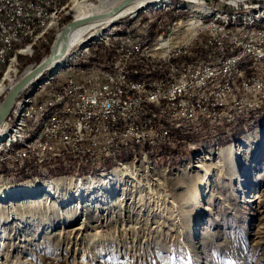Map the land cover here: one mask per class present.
Masks as SVG:
<instances>
[{"label": "rangeland", "instance_id": "rangeland-1", "mask_svg": "<svg viewBox=\"0 0 264 264\" xmlns=\"http://www.w3.org/2000/svg\"><path fill=\"white\" fill-rule=\"evenodd\" d=\"M65 1L69 5L65 11L69 12L61 15V25L65 23L64 16H74L76 12L73 0ZM201 2L204 9L218 11L224 18L203 17L206 14L189 0H171L170 7L149 5L135 16L113 21L110 29L103 30L106 33L102 39H88L79 55H70L80 44L77 45L17 101L31 93L40 95L58 78L83 70V64L88 63L81 62L80 57L106 40L134 34L143 38L146 49H151L160 39V14L171 13L176 21L200 16L201 22L209 25L242 28L237 39H247L264 27V2L236 10ZM184 11L188 14L184 15ZM48 12L51 15L54 11ZM145 14V33L135 31L136 21ZM58 29L32 45L39 43L26 62L19 60L23 54L18 53L14 65L17 75L50 51ZM30 42L23 36L16 48ZM232 49L236 51L215 56V62L223 64L229 57L242 61L232 62L227 74L209 76L207 82L223 78L233 82L242 71L264 70V47L262 54H251V44L240 41ZM148 57L149 62H156V56ZM214 66L205 64L204 69ZM6 69L7 66L1 68L0 82ZM127 76L128 81L139 80L137 72ZM4 84L7 89L0 102L12 86L8 80ZM192 95L194 88H185V96ZM60 109L76 113L71 104H63ZM207 110L208 103H201L196 115L180 119L166 106H151V112L144 114V127L160 125L144 141V150L130 146L102 151V164L76 166L54 165L48 162V156L21 153L28 142L46 134L50 124L44 127L49 119L45 118L29 125L28 116L20 115L26 121L25 134L24 140H16L15 103L6 119L9 124L0 136V264H264V108L259 104L228 107L226 101H214L211 111L234 114L226 124L215 125L214 129L206 126V119H196ZM98 112H92V119L104 122L96 118ZM125 127L130 128V121ZM164 129L169 138L193 146L185 149L162 145ZM251 134V139L247 138ZM130 141H143V134L122 136V142ZM229 145L237 146L235 166L220 152ZM70 160L82 162L84 154L70 153ZM36 163L42 166L36 167ZM103 175L105 181H101ZM193 195H197L198 204H192Z\"/></svg>", "mask_w": 264, "mask_h": 264}, {"label": "built area", "instance_id": "built-area-1", "mask_svg": "<svg viewBox=\"0 0 264 264\" xmlns=\"http://www.w3.org/2000/svg\"><path fill=\"white\" fill-rule=\"evenodd\" d=\"M55 1L0 0V66L8 46L29 33L31 17H38L39 22L48 9V3ZM205 1L229 5L226 8L264 2ZM147 16L145 14L136 21L135 31H145ZM160 16V45L156 49H146L145 42H136L134 35L106 40L88 48L80 57V60L88 61L85 71H74L64 78H58L37 95L36 105L28 116V124H32L43 104L52 98H63L64 104H74L76 113H64L60 109L46 134L21 153L29 155L31 152H40L41 156H48L50 164H96L104 162V158H100L101 150H112L121 145L141 147L144 150V141L155 132L156 125H160L156 123L152 128H145L142 123V116L151 110V105H166L169 113L179 112L182 117L196 115L197 105L208 102L206 114L196 116V119H206L209 129L213 125L224 124L225 118L233 116V113L227 111H211L210 103L213 100H225L227 106L241 104L243 107L248 103H259L264 107L263 69L242 71L239 79L233 82H225V78L207 82L208 73L203 72L204 63H215L217 66L220 62H214V55L233 48L239 41L251 43L250 53H261L264 27H260L247 39H237L236 31L242 28L199 23L194 33L186 38L181 29H177L186 21L173 20L171 13ZM170 35L171 38H168ZM148 54H155L156 62H148ZM103 63L112 64V71H103ZM128 71L138 72L139 80H126ZM190 73H203V81L191 82ZM118 85H125V92H118ZM185 87H194V95L185 96ZM95 111H104V122L92 119V112ZM121 120H130V128L119 130ZM6 124L9 123H6L5 117L0 128ZM124 132H143V141L121 142ZM162 143L179 144L185 146V149L190 145L177 138H168L165 129ZM70 153H84V161L71 162ZM40 166L41 163H36V167Z\"/></svg>", "mask_w": 264, "mask_h": 264}, {"label": "bare ground", "instance_id": "bare-ground-1", "mask_svg": "<svg viewBox=\"0 0 264 264\" xmlns=\"http://www.w3.org/2000/svg\"><path fill=\"white\" fill-rule=\"evenodd\" d=\"M119 1L120 0H73V8L76 11L74 13L75 14L74 17H76V18L77 17H83V16H86V15L107 11L108 9H110L111 7L116 5ZM170 1L171 0H131V1H129L128 3L124 4L122 7H120L118 10H116L114 13H112L110 15H105V16H102V17H97V18H94V19H91V20H88V21H84L82 23H79V24L75 25L73 28H71L70 31L68 32L67 47L65 49L64 54L61 55L59 58H57V59L53 60L52 62H50V64L48 65V68H46L42 72L41 75H39L36 79H34L32 82H30L24 88V90L18 95V97L13 102V105H12L9 113L6 116V119H7V117L10 115V113L12 111V108H13L14 104L17 103L18 118H17L16 125L13 128L14 134L18 136V137H16V140L18 138L20 140H24V134H25L26 121L22 120L20 118V115L29 116V114L31 113L32 109L36 105V103L34 101V97L37 95L36 92H35V94L31 93V95L27 96L26 98L17 101L18 98L23 94V92L25 90H27V88L31 84H33L37 79H39L41 76H43L44 73L47 70H50L52 66L55 67L57 64H60L61 61L63 60L62 58H64L66 55H69V52L72 49H74L77 45L80 44L79 47L77 48V50H74L72 53L70 52V55H72V56L79 55L81 53V48L83 47L82 44H84L88 39H102V37L106 33V32H103V30L105 28H107V30L110 29L109 27H110L111 24H113V21H116L117 19H119L121 17H124V16H128V15L135 16L141 9H145L149 5H153V4H156V5L159 4L160 7H168V6L170 7L171 6V5H169ZM189 1L196 7V9L199 12H202V13L206 14V15H203V17H213L216 20L218 18H224L223 14H221L218 11H216V13H214L212 10L204 9L203 5H202L203 2H201V0H189ZM224 1H226V0H224ZM227 1H229L231 3H235L238 0H227ZM258 3H260V2H258ZM258 3H253V4H258ZM253 4H251L249 6H244V7H235L232 10L250 8V7H252ZM156 5H153L151 7L152 8L159 7L158 5L157 6ZM66 6H69V5H68L67 1H65V0H57L54 3H48V9L44 13L42 20H40L38 22V17H31V25L32 26L30 28L29 33L24 35L26 37H29L31 42L28 43L23 48L22 47L21 48H16V43L19 42L20 40H22V38H21V39L15 40L14 42H12L8 46L6 54H5V59H4L3 63L0 66V74L2 73L1 68L2 67L4 68L5 66H7L6 72L3 71V76L1 77L0 97L4 94V92L7 89V86L4 84V81L8 80L9 83H10V86L13 85L16 82L17 79H19L23 74L28 72L35 65V64H31V65L27 66L22 73L17 75V73H16L17 70L15 69L14 65H15V62L17 60L18 53L26 55V56H31L33 54V49H34V47L32 45L36 41H38L40 39H43L45 37V35H47L54 28H60V26H61V23H60L61 15L69 12V11H65V9H67ZM198 6H200V7H198ZM48 11H54V12L50 15ZM202 13H200V14H202ZM198 17H200V16H193L192 15L191 17H188V18L182 20V21H186V22L184 24H182V25H179L177 27V29H181V32H183L185 34V37L188 38L191 34L194 33L195 28L197 27V25L199 23H202L201 20ZM96 25H98L95 28L96 30L92 29ZM238 31H243V30H238ZM238 31H236V38H237V32ZM144 33H145V31H144ZM125 37H128V35L126 34ZM168 38H171V35L168 36ZM134 40H137L138 42H143V38L140 37L139 35L134 36ZM60 43H61V41L58 44L60 45ZM170 43H172V41ZM238 43L234 47H237ZM248 44H251V43H248ZM145 45H147V43H145ZM158 45H160V39H158L152 45L151 49H156ZM262 47H264V46H261V53H255V54H262ZM230 49H232V48H229L226 51H229ZM12 50H14L13 55H11V51ZM226 51L224 53H220V55L225 54ZM220 55H214V62H215V56H220ZM151 56H156V55L155 54H151ZM234 59H237V58L236 57H229L227 60L224 61L223 64H220V65L218 64L217 66L208 67V68H205V69H204V65L205 64H215V63H204L203 64V72L208 73L207 77L213 76L214 78H218L219 76H222V75H225V74L228 73L229 67L232 65L231 64L232 62L233 63H239L240 61H242L240 59H239V61H237V60L233 61ZM81 62H87L88 63V61H86V60H81ZM148 62H149V57H148ZM104 64H110V63H103V65ZM106 71H112V65L108 66ZM130 72H136V71H128L126 73V80L129 79L130 76H127V74H129ZM263 72H264V70H263ZM191 74L192 73H190V81H191ZM192 80L194 82L203 81V73H195V75H193V77H192ZM185 88H194V87H185ZM185 88H184V95H185ZM40 92H42V90H40L38 93H40ZM118 92H125V90L123 88V85H121V86L118 85ZM52 99H55V100H52ZM52 99H48L46 101L47 104H43V108L33 118L32 124H29V125H33V122H37L39 119H41V120L43 119L44 120L45 118H49V119L47 120V123L44 122V127L47 124L51 125V123L54 121V118L57 116V114H58V112L60 110V107L64 104V101L61 100L63 98H52ZM214 101H225V100H213L212 102H214ZM201 103H208V102H200L199 104H201ZM248 104H259V103H248ZM248 104H246L245 106H247ZM71 105L75 106L74 104H71ZM235 105H241V104H234L233 106H228V107H234ZM151 106H166V105H151ZM245 106H243V107H245ZM74 111H76V106H75V110ZM196 111H197V107H196ZM44 112H46L45 115H44ZM63 112H64V110H63ZM95 112H97V111H95ZM149 112H151V110L148 111L147 113H149ZM172 113H173L174 117L180 118V119H183L186 116H194V115H183L182 117H180L179 112H172ZM48 116H51V118L48 117ZM228 117H234V114H233V116H228ZM228 117L225 118V123L224 124H226V119H228ZM96 118L98 119V121L104 120V111H99L97 113ZM127 121H130V120H121L119 122V129H128V128L125 127V123ZM6 123H7V121H6ZM142 123L144 125V114L142 116ZM6 127H7V124L3 125L0 128V136H2L1 133L4 130V128H6ZM214 127H215V125H213V129H214ZM156 128H157V126L155 127V132H152V133H156ZM134 133L143 134V132H124L121 135V142H122V136L124 134H134ZM151 134L148 137H150ZM44 135L40 134L36 139H34V142H32V143L28 142L26 145L34 144L37 140L41 139ZM167 135H168V131H167ZM251 137H252V134L249 135L247 138L251 139ZM246 142H247V139H246ZM162 145H166V146H168V145L180 146L179 144H162ZM130 146L131 145H121V146L114 147L112 150H115L117 148H122V147H130ZM190 146H193V145L190 144L188 146V148ZM102 151H111V150H101L100 151V157H101V152ZM220 152L223 155V158H225L226 161H228L230 163V165H232V166L236 165V163H237L236 160H237V156H238V150H237V146L236 145H229V146H227V148H224ZM23 154H25V153H23ZM33 154H41V153L40 152H33ZM30 155H32V154H29V156ZM14 156H19V155H14ZM102 163L103 162L96 163V164H90V163H79V164L65 163V164L66 165H76V166H79V165H82V164H89V165L97 166V165H100ZM54 165H56V164H54ZM41 166H42V164H41ZM101 177L103 178V179H101V181H105L106 175H103ZM80 183H82L81 180H80ZM192 202H193L192 204H194V203L198 204L197 203L198 202L197 195H193Z\"/></svg>", "mask_w": 264, "mask_h": 264}, {"label": "water", "instance_id": "water-1", "mask_svg": "<svg viewBox=\"0 0 264 264\" xmlns=\"http://www.w3.org/2000/svg\"><path fill=\"white\" fill-rule=\"evenodd\" d=\"M129 1L131 0H120L116 5H114L107 11L77 18L73 16L68 21H66L55 34L50 51L44 57L39 59L38 62H36L35 65L28 72H26L19 79H17L16 82L9 88L7 93L4 95L3 99L0 102V123L5 119L13 105V102L18 97V95L24 90V88L34 79H36L39 75H41L42 72L46 68H48L50 62L64 54L65 49L67 47L68 32L71 28L84 21H88L105 15H110ZM60 41L61 43L59 45L58 43Z\"/></svg>", "mask_w": 264, "mask_h": 264}, {"label": "trees", "instance_id": "trees-1", "mask_svg": "<svg viewBox=\"0 0 264 264\" xmlns=\"http://www.w3.org/2000/svg\"><path fill=\"white\" fill-rule=\"evenodd\" d=\"M216 6H219V7H222V8H225V9H232V8H226V7H229V5H226L224 4V6H220L219 4L215 3ZM184 15L188 14V11H184ZM71 18L70 15H66L63 17V21L66 22L68 21L69 19ZM44 39V38H43ZM39 45V43L37 42L33 47L35 48V46ZM232 52L229 51H226L227 54H231V53H234L236 51V49H231ZM29 56H23V55H19L18 58L19 60H21L22 62H26V59H28Z\"/></svg>", "mask_w": 264, "mask_h": 264}, {"label": "crops", "instance_id": "crops-1", "mask_svg": "<svg viewBox=\"0 0 264 264\" xmlns=\"http://www.w3.org/2000/svg\"><path fill=\"white\" fill-rule=\"evenodd\" d=\"M26 56V55H25ZM112 64H104L103 65V71H106V69L108 68V66H110ZM88 68V65L86 64H83V70H80V71H85L86 69Z\"/></svg>", "mask_w": 264, "mask_h": 264}]
</instances>
